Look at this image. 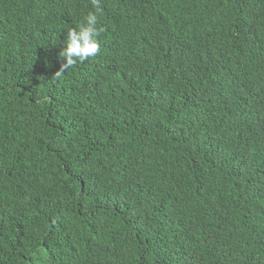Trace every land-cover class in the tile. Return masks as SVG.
I'll return each instance as SVG.
<instances>
[{
  "label": "trees",
  "instance_id": "1",
  "mask_svg": "<svg viewBox=\"0 0 264 264\" xmlns=\"http://www.w3.org/2000/svg\"><path fill=\"white\" fill-rule=\"evenodd\" d=\"M100 7L0 0V264H264V0Z\"/></svg>",
  "mask_w": 264,
  "mask_h": 264
},
{
  "label": "clouds",
  "instance_id": "2",
  "mask_svg": "<svg viewBox=\"0 0 264 264\" xmlns=\"http://www.w3.org/2000/svg\"><path fill=\"white\" fill-rule=\"evenodd\" d=\"M92 5L95 11L88 12L81 23L67 30L64 46L58 54L62 71L77 63H83L100 50L98 38L103 31V28L97 27L98 14L102 11L100 0H92Z\"/></svg>",
  "mask_w": 264,
  "mask_h": 264
}]
</instances>
